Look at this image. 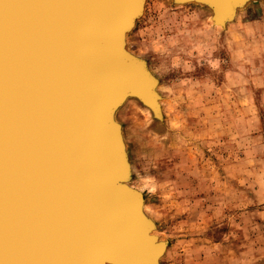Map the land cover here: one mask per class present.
Masks as SVG:
<instances>
[{
  "label": "water",
  "instance_id": "1",
  "mask_svg": "<svg viewBox=\"0 0 264 264\" xmlns=\"http://www.w3.org/2000/svg\"><path fill=\"white\" fill-rule=\"evenodd\" d=\"M173 1L225 23L250 0ZM144 2L0 0V264H159L113 118L154 95L124 44Z\"/></svg>",
  "mask_w": 264,
  "mask_h": 264
},
{
  "label": "rangeland",
  "instance_id": "2",
  "mask_svg": "<svg viewBox=\"0 0 264 264\" xmlns=\"http://www.w3.org/2000/svg\"><path fill=\"white\" fill-rule=\"evenodd\" d=\"M241 7L223 23L145 0L124 34L156 78L148 106L125 98L113 118L159 264H264V0Z\"/></svg>",
  "mask_w": 264,
  "mask_h": 264
}]
</instances>
